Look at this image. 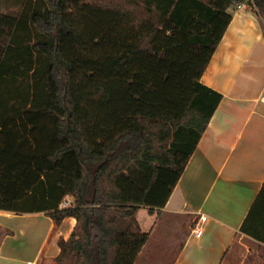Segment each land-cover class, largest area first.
I'll return each mask as SVG.
<instances>
[{
	"label": "trees",
	"instance_id": "16d2710c",
	"mask_svg": "<svg viewBox=\"0 0 264 264\" xmlns=\"http://www.w3.org/2000/svg\"><path fill=\"white\" fill-rule=\"evenodd\" d=\"M241 3L264 19V0H0V210L74 217L61 264H135V212L165 206L221 100L200 77ZM259 199L240 231L264 243Z\"/></svg>",
	"mask_w": 264,
	"mask_h": 264
},
{
	"label": "crops",
	"instance_id": "0c3cea01",
	"mask_svg": "<svg viewBox=\"0 0 264 264\" xmlns=\"http://www.w3.org/2000/svg\"><path fill=\"white\" fill-rule=\"evenodd\" d=\"M231 19L200 81L222 97L161 209L139 206L150 237L135 264H264V19L255 8H231ZM200 215L203 231H192ZM75 218L0 210V264H61Z\"/></svg>",
	"mask_w": 264,
	"mask_h": 264
},
{
	"label": "built area",
	"instance_id": "2783aa9c",
	"mask_svg": "<svg viewBox=\"0 0 264 264\" xmlns=\"http://www.w3.org/2000/svg\"><path fill=\"white\" fill-rule=\"evenodd\" d=\"M245 8L246 7V4L245 3H241V4H238L237 5V8ZM70 204L66 201V200H62L61 204H60V207H67L69 206ZM206 218L203 216V215H200L195 226L193 227L192 231L194 232V234L196 236H200L202 231H203V223L205 222Z\"/></svg>",
	"mask_w": 264,
	"mask_h": 264
},
{
	"label": "rangeland",
	"instance_id": "374dc122",
	"mask_svg": "<svg viewBox=\"0 0 264 264\" xmlns=\"http://www.w3.org/2000/svg\"><path fill=\"white\" fill-rule=\"evenodd\" d=\"M107 1H111V0H107ZM115 2V0H113ZM63 200H66L69 204L72 203V197L70 196H66Z\"/></svg>",
	"mask_w": 264,
	"mask_h": 264
}]
</instances>
